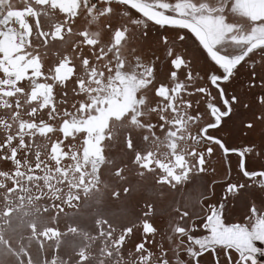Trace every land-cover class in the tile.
<instances>
[{"label": "snow or ice", "instance_id": "snow-or-ice-1", "mask_svg": "<svg viewBox=\"0 0 264 264\" xmlns=\"http://www.w3.org/2000/svg\"><path fill=\"white\" fill-rule=\"evenodd\" d=\"M13 262L264 264V0H0Z\"/></svg>", "mask_w": 264, "mask_h": 264}, {"label": "flooded vegetation", "instance_id": "flooded-vegetation-1", "mask_svg": "<svg viewBox=\"0 0 264 264\" xmlns=\"http://www.w3.org/2000/svg\"><path fill=\"white\" fill-rule=\"evenodd\" d=\"M242 79H247L246 76L242 77ZM222 135L228 136V135H232L234 137H236V140L238 143H244L245 138L242 136V133L239 132V129L236 125H229V128L222 133ZM254 137L258 138V133L257 134H253ZM243 209V202L239 203V204H234L233 205V212L231 213L232 219H238L240 216V213ZM14 264V262H13Z\"/></svg>", "mask_w": 264, "mask_h": 264}]
</instances>
